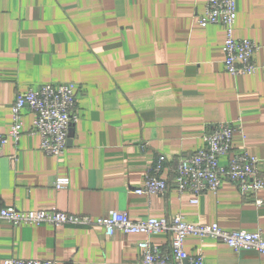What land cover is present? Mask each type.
Instances as JSON below:
<instances>
[{
	"label": "crops",
	"instance_id": "crops-1",
	"mask_svg": "<svg viewBox=\"0 0 264 264\" xmlns=\"http://www.w3.org/2000/svg\"><path fill=\"white\" fill-rule=\"evenodd\" d=\"M208 0H0V134L12 126L17 94L47 84L74 83L79 122L59 157L40 150L38 135L10 142L0 157V212L56 209L94 219L112 212L133 219L183 215L193 225L264 233V189L243 195L231 182L193 204L190 193L166 198L142 188L159 155L172 181L178 160L204 147L221 123L241 125L234 151L260 159L264 177V0H237L235 37L256 42L257 72L234 77L224 66L225 31L201 27ZM35 116L24 112L29 131ZM58 181H67L62 190ZM260 199L263 204L258 205ZM147 237L103 228L14 227L0 219V264L5 259L59 264H134ZM152 242L169 246L170 236ZM206 264H264L256 251L235 253L208 238L188 237Z\"/></svg>",
	"mask_w": 264,
	"mask_h": 264
},
{
	"label": "built area",
	"instance_id": "built-area-1",
	"mask_svg": "<svg viewBox=\"0 0 264 264\" xmlns=\"http://www.w3.org/2000/svg\"><path fill=\"white\" fill-rule=\"evenodd\" d=\"M238 15L237 0H208L205 11L196 17L197 24L203 28L222 26L225 31L224 66L234 77L254 75L258 67L255 54L260 46L248 39L235 37ZM35 116L32 128L24 129V112ZM80 120L78 90L74 83L47 84L38 89H30L17 94L12 107V126L7 134H0V157L10 142L15 145L26 135H38L41 139L40 150L52 157H59L69 147L73 126ZM241 125L221 123L204 135V147L180 158L172 181L163 177L167 157L159 155L148 169L142 188L135 192L147 197L166 198L171 189L179 195L190 193L192 203L198 204L199 198L208 192L216 193L222 183L235 184L243 195H257L264 189V177L260 171V159L247 151H234L233 141L236 134H242ZM67 181H58L56 189L62 190ZM260 206L263 202L258 199ZM0 219L20 227L51 226L54 228L72 226L77 228H103L113 237L117 232L139 234L147 238L139 243V259L134 264H206L203 247L194 255L185 249L188 237H196L201 243L214 239L228 245L235 253L256 251L264 256V233L229 232L214 225H193L185 221L181 214L172 218L133 219L125 212H112L108 217L94 219L87 215H77L43 209L21 211L8 207L0 212ZM170 236L169 246H156L151 237ZM4 264H59L56 260L5 259Z\"/></svg>",
	"mask_w": 264,
	"mask_h": 264
},
{
	"label": "water",
	"instance_id": "water-1",
	"mask_svg": "<svg viewBox=\"0 0 264 264\" xmlns=\"http://www.w3.org/2000/svg\"><path fill=\"white\" fill-rule=\"evenodd\" d=\"M70 137H72V131H71V135H70Z\"/></svg>",
	"mask_w": 264,
	"mask_h": 264
}]
</instances>
